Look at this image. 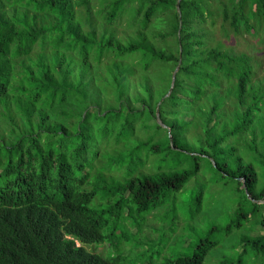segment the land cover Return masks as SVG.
<instances>
[{"label": "trees", "instance_id": "obj_1", "mask_svg": "<svg viewBox=\"0 0 264 264\" xmlns=\"http://www.w3.org/2000/svg\"><path fill=\"white\" fill-rule=\"evenodd\" d=\"M177 2L0 0V264H264V85L222 39H264V0ZM130 5L144 22L122 36ZM154 63H171L160 89ZM202 169L234 184L226 221L174 254L183 224L212 218L205 184L180 214Z\"/></svg>", "mask_w": 264, "mask_h": 264}, {"label": "rangeland", "instance_id": "obj_2", "mask_svg": "<svg viewBox=\"0 0 264 264\" xmlns=\"http://www.w3.org/2000/svg\"><path fill=\"white\" fill-rule=\"evenodd\" d=\"M129 1L131 0H124V2H129ZM132 2H136V0H132ZM145 2H147V0H145ZM215 5H217V3H215ZM136 7L137 5L128 6L126 10H124V13L122 14V17H121L122 19H119L120 22H119V26H117V30H119V34H121L122 32V36H125V34H128L127 30L136 32L138 28H140L142 23L144 22V16L142 14L136 17V19L134 18V15L136 13L135 11ZM219 13L220 12L216 14V16H218L217 18L218 21H217V24L213 28V30L215 29L217 33L219 31L220 23L222 21V17L220 16ZM164 17L173 18L174 14L172 13L170 16L169 15H165V16L162 15L161 17L158 16L156 18V21L152 22L151 26L148 28V34L152 37L153 42L155 43L156 47H162V46L166 47V45L169 42V41L163 40L162 38L155 39L153 37V35L156 32L164 31L166 29V24L165 22H163V19H165ZM154 19L155 17L152 20ZM208 25H210V22H208ZM252 37H255V41H256L254 42L256 43L255 46L254 44H250V42L253 43L252 41L248 42V40H246L245 37L241 35L235 36L234 34H232L229 38H225L224 36H222V39L228 45L234 46L235 50L238 52H241V51L251 52L250 57L252 58V61L254 63V66H256V69L259 70L258 76L256 78L258 80H261L264 85V48H263L264 39L260 36V34L252 36ZM172 43H173V39H172ZM170 68H171V63H166L162 65H157L156 63L153 64L152 69H151L152 71L150 73V79L155 83L159 79L158 81L159 89L162 88L163 85H165V77L167 76L168 70ZM107 98L109 100L113 99L114 94L111 93V95L108 96ZM188 140L191 143L195 142V137L191 135V138H189ZM204 169H202L196 176L192 177L188 181L186 188H184L180 192L179 205L182 207V211L180 212V214L182 216H184L185 214L190 215L189 212L193 210V207H195L194 204L196 205V203L194 202L193 204L191 200H193V198L196 197L197 191L200 190L201 185L205 184L206 189L203 194L204 198H203L202 207H203V213H205V215L208 214L210 218L212 217L211 221L204 219L205 218L204 215H199L197 217L198 220L196 219L195 221L194 219L190 223L183 224L178 229L179 231L178 234L183 235L186 240L182 242V238H179L178 242H176L175 244L172 243L173 245L172 249L174 251V254H178L180 251L186 252L188 250L189 243L192 242L195 238H198L200 235H203V236L212 235V236H215V238L218 234L220 236V233H209L210 227L214 221L218 222L219 224L221 223L223 224L226 221V212L223 213V210L227 209L226 202L230 201L228 197L231 198L234 196L233 195L234 190H235L234 184L230 183L231 185H228L227 187H225L222 183L215 184L207 178L206 176L207 174H205ZM198 178L201 179L200 181H204V183L200 182ZM214 185H219V192H216ZM183 213L185 214L183 215ZM151 222L155 223L157 226L159 225L158 221L151 220ZM153 227H155V225L152 226L150 232L153 237H156L157 233L154 232ZM134 231H136V228H134ZM90 247H95V246H89V248ZM221 247H222V243H219L218 247L216 248L222 251L223 248ZM216 248H213L210 251V253H214L213 250H215ZM94 249L104 254V253H107V251L111 249V246H109L108 243H104L101 245H96ZM113 250H116V249H113ZM210 257L211 255H208V257L203 262V264H220L221 262L220 257H216V259L213 261H211Z\"/></svg>", "mask_w": 264, "mask_h": 264}, {"label": "water", "instance_id": "obj_3", "mask_svg": "<svg viewBox=\"0 0 264 264\" xmlns=\"http://www.w3.org/2000/svg\"><path fill=\"white\" fill-rule=\"evenodd\" d=\"M180 4H181V0H178L177 2V7L178 9L180 10ZM181 53H182V48H181ZM181 64H182V54L180 56V60H179V63L177 65V67L175 68L174 72H173V82H172V85L168 91V93L161 99V101L159 102V105H158V109H157V113H158V120L159 122H161L164 126H166L162 121H161V118H160V114H159V106L161 104V102L165 99V97L169 96L170 93L172 92L173 90V87H174V84H175V80H176V76H177V72L179 71L180 67H181ZM246 191L248 192V189L246 188ZM249 194V193H248ZM250 196V194H249Z\"/></svg>", "mask_w": 264, "mask_h": 264}]
</instances>
